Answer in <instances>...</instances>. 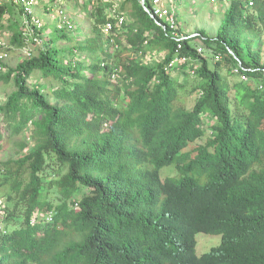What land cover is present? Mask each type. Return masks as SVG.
<instances>
[{
	"label": "trees",
	"instance_id": "trees-1",
	"mask_svg": "<svg viewBox=\"0 0 264 264\" xmlns=\"http://www.w3.org/2000/svg\"><path fill=\"white\" fill-rule=\"evenodd\" d=\"M120 9L132 21L106 37L97 7L81 42L56 28L75 40L57 47L40 31L32 55L4 63L14 89L0 141L19 155L0 162V264H264V0H230L216 34L178 52L138 0ZM20 17L0 3L11 50L24 43ZM176 55L188 60L170 64ZM239 64L247 78L231 82ZM171 164L177 175L161 177ZM197 233L221 242L197 254Z\"/></svg>",
	"mask_w": 264,
	"mask_h": 264
},
{
	"label": "rangeland",
	"instance_id": "rangeland-1",
	"mask_svg": "<svg viewBox=\"0 0 264 264\" xmlns=\"http://www.w3.org/2000/svg\"><path fill=\"white\" fill-rule=\"evenodd\" d=\"M123 0H36L32 9L34 14L42 22V26L39 31L43 34V37H48L51 39L50 44H55L57 47H69L75 40L81 42L86 38V36L91 35L92 28L94 26L95 16L94 12L97 7H102L105 16L113 15L119 12L120 5ZM167 4L173 9L176 14L178 21V26L181 32L184 34H198V32L205 33L206 35L212 37L216 34L217 29L222 23L224 12L230 4V0H166ZM62 8L65 13L69 16L73 23V29L65 30L64 33L68 37H73L75 40L67 41L60 37L59 32L56 30V22L58 20V10ZM130 10L124 11L125 20L127 23L132 21L130 17ZM21 18V17H20ZM22 21V19H21ZM102 28V26H101ZM119 30V29H118ZM2 32V31H1ZM4 33L3 36L9 39V33ZM106 37L107 34L104 33ZM123 43H126L125 40ZM193 45L196 49L202 48L201 54L211 57L212 51L210 48L206 47L201 41V37L198 36L192 40ZM38 47V46H37ZM22 57L20 50H11L10 56L6 60L5 64L7 66H14L18 60ZM138 57V56H137ZM162 57V53L150 52L142 57V61L146 63H153ZM80 60H86L84 54L79 55ZM210 60V59H209ZM211 61V60H210ZM187 88L195 86L198 82L194 74L187 75ZM178 79L182 80L183 76L178 75ZM228 79L236 81L237 76L229 75ZM14 89L12 81L9 83L0 82V102L11 93ZM197 97V93H185L184 102L187 107H191ZM3 126V125H2ZM3 128V127H2ZM28 128L27 132H29ZM22 138H25L29 142V133H25ZM200 139L198 142H202ZM193 143L190 147L194 146ZM28 146V147H29ZM19 154L16 153L15 149L9 144V142L3 137L0 141V162L5 161L9 157H17ZM161 177H166L167 175H177V170L174 164L164 166L160 169ZM5 190L0 189V203L4 201ZM221 242L220 234H207V233H197L196 234V253L201 254L210 250L211 247L217 246Z\"/></svg>",
	"mask_w": 264,
	"mask_h": 264
},
{
	"label": "built area",
	"instance_id": "built-area-1",
	"mask_svg": "<svg viewBox=\"0 0 264 264\" xmlns=\"http://www.w3.org/2000/svg\"><path fill=\"white\" fill-rule=\"evenodd\" d=\"M2 2H10L16 4L21 9V19L23 26V45L19 48L22 53V57L30 56L33 54V46H39L43 43L40 37L39 30L42 26V22L33 12V5L36 0H0ZM248 6L254 4V0H245ZM138 3L143 10L151 17L154 23L162 28L172 39L176 41V52L182 48V42L185 38L191 37L192 35L184 34L180 31L176 14L173 9L167 4L166 0H138ZM58 20L56 22V28L59 30H71L73 29V23L69 16L65 13L62 8L58 10ZM125 22V16L123 13L116 12L113 15L106 16V20L103 23L102 31L109 35L113 27H121ZM10 44L7 39L0 34V72L4 70V63L10 56ZM198 52L202 51V48H198ZM230 53L232 51L230 50ZM188 57L183 55H176L170 62V64H176L185 62ZM240 64L233 67L234 74L240 79L245 80L247 78L246 73ZM116 74L113 72L111 77ZM260 88H264L259 85ZM1 214V208H0Z\"/></svg>",
	"mask_w": 264,
	"mask_h": 264
}]
</instances>
